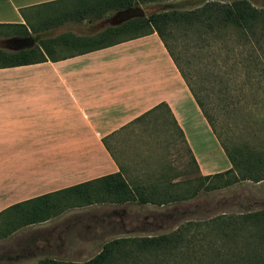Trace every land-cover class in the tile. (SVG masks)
<instances>
[{"label":"rangeland","instance_id":"1","mask_svg":"<svg viewBox=\"0 0 264 264\" xmlns=\"http://www.w3.org/2000/svg\"><path fill=\"white\" fill-rule=\"evenodd\" d=\"M108 1L111 0H91L92 3L86 6L87 1L79 2L76 8L68 4L42 8L35 13L37 19L30 23L29 36L0 37V50L15 51L11 40L17 38H34L33 46H38L45 43L46 37L53 38L69 25L82 22L89 24L92 29L89 31L94 33L95 26L101 22H105L106 28L112 27L103 20L104 16L96 15V9H90L99 2L103 3L102 9ZM208 1L233 0H146L142 5L127 9L129 16L140 14L134 18H144L152 13L192 10ZM248 1L257 8H264V0ZM113 23L123 24L117 16ZM101 32L98 30L88 40ZM129 36V33H116L60 48L58 54ZM165 38L188 83L205 103L228 149L248 145L255 151L264 152V32L258 29L254 37H246L227 28L208 35L173 27L165 33ZM255 60L259 65L253 68ZM0 62L4 60L0 59ZM160 116L159 120L150 117L119 133L112 140L110 149L129 185L142 189L156 202L141 204L136 201L124 205L104 202L69 208L48 224L60 225L66 230L60 253L54 249L41 251L45 247L41 237L32 227H26L0 239V264H36L43 258L83 263L116 238L157 236L185 229L187 247L180 250L183 254L173 253L171 264H264L255 256V251L249 250L256 248L258 256L264 259V244L254 237V229L251 239L244 238L243 241L234 234L226 235L218 225L221 216L239 217L264 210V179L260 182L239 180L226 188L210 189L231 175L223 179L200 176L169 117L164 113ZM261 159L264 161V156ZM255 169L262 171L260 175L264 174V165H256ZM164 196L170 197L171 201L158 204ZM142 261L156 264L154 256L143 257Z\"/></svg>","mask_w":264,"mask_h":264},{"label":"crops","instance_id":"2","mask_svg":"<svg viewBox=\"0 0 264 264\" xmlns=\"http://www.w3.org/2000/svg\"><path fill=\"white\" fill-rule=\"evenodd\" d=\"M79 2L92 3L0 0V25H24L31 32L38 10L60 4L76 8ZM126 10L108 11L103 20L119 26L113 19ZM104 23L95 26V33L82 22L42 38L50 51L43 54L46 62L0 68V214L18 203L122 171L110 150L112 140L160 104L169 108L182 131L200 176L231 168L157 33L58 54L60 48L103 31ZM55 218L26 226L41 237V251L61 252L67 233L60 225H48Z\"/></svg>","mask_w":264,"mask_h":264},{"label":"trees","instance_id":"3","mask_svg":"<svg viewBox=\"0 0 264 264\" xmlns=\"http://www.w3.org/2000/svg\"><path fill=\"white\" fill-rule=\"evenodd\" d=\"M145 2L146 0H111L104 4L105 7L102 9L100 7H102L103 3L101 2L91 5L90 9H96V15L100 17L101 15L107 16L108 11H120L133 6L142 5ZM173 27L200 31L208 35H214L227 28H232L246 37H254L255 30L260 29L264 32V8L253 6L248 0H233L231 2L208 1L201 7L192 10L166 11L152 13L144 18H133L119 26L106 28L98 36L93 38L94 40L101 39L116 33H129V37L136 38L151 33H157L231 163V168L229 170L212 176L203 177L204 179H209L211 177L223 179L227 175H231L229 179L224 180L218 186L210 187V189L226 188L239 180L260 182L264 179V174L260 175L262 171L257 172L255 168L256 165H264V161L261 159V157L264 156V152L255 151V149L248 145L235 146L232 150H229L223 143L217 128L210 118L205 103L188 83L185 75L177 64V60L174 58L167 45L165 33ZM0 28H4L0 29V37L11 35L23 37L29 36L30 34L27 27L24 25H0ZM93 39L83 40L82 43L89 42ZM107 43L108 42H99L92 46L97 48ZM42 50H45V52H42ZM44 53L49 55L50 51H48V46L43 42L38 46H33L29 49L17 52L0 50V59L4 60V62H0V68H12L46 62L47 59L43 55ZM253 65V68L259 65L257 60L253 62ZM161 113L169 117L175 131L186 144L182 131L179 129L169 108L165 104H160L148 113L137 118L131 124L121 129L119 133L135 124L145 122L150 117L159 120ZM188 152L191 155L189 149ZM191 157L195 163L192 155ZM170 199V197L166 198V196H164L163 199L159 200L157 203L163 205L169 202L168 200ZM136 201L141 204L156 202L150 195L144 193L142 189L132 188L123 177L122 171H120L13 205L0 214V239L9 237L23 227L46 222L72 207L89 206L104 202L124 205ZM218 220H220L218 225L226 235L228 233L234 234L244 241V238L251 239L253 234L252 229H254V237L264 244V210L254 214L241 215L239 217L231 216L226 218L221 216L218 217ZM186 231L187 229L182 231L176 230L167 234L157 236L149 235L138 238L119 237L104 244L99 254L83 263L43 258L36 264H144L145 261H142V258L147 256H154L156 264H171V258L175 256L173 253L177 252V256L183 254L180 250L187 247V240L184 237ZM249 250L255 251V256L264 261L262 257L258 256L259 252L256 251V248H251Z\"/></svg>","mask_w":264,"mask_h":264},{"label":"water","instance_id":"4","mask_svg":"<svg viewBox=\"0 0 264 264\" xmlns=\"http://www.w3.org/2000/svg\"><path fill=\"white\" fill-rule=\"evenodd\" d=\"M130 10L128 9L127 11L119 14V19H122V22L127 20V19H132L136 16H141L140 14H135L129 16ZM11 43L15 45V51L17 50H22L25 48H29L33 46L34 40L31 37L25 38V39H13L11 40Z\"/></svg>","mask_w":264,"mask_h":264}]
</instances>
